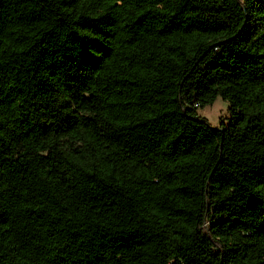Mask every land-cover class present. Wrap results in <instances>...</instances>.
I'll return each mask as SVG.
<instances>
[{
	"label": "trees",
	"instance_id": "trees-1",
	"mask_svg": "<svg viewBox=\"0 0 264 264\" xmlns=\"http://www.w3.org/2000/svg\"><path fill=\"white\" fill-rule=\"evenodd\" d=\"M0 264H264V0H0Z\"/></svg>",
	"mask_w": 264,
	"mask_h": 264
},
{
	"label": "rangeland",
	"instance_id": "rangeland-1",
	"mask_svg": "<svg viewBox=\"0 0 264 264\" xmlns=\"http://www.w3.org/2000/svg\"><path fill=\"white\" fill-rule=\"evenodd\" d=\"M197 114L204 117L209 125H217L219 122L225 123L227 121V103L216 96L212 102L202 108L196 109Z\"/></svg>",
	"mask_w": 264,
	"mask_h": 264
}]
</instances>
